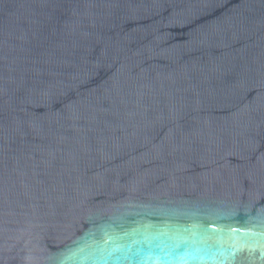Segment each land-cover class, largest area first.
Returning <instances> with one entry per match:
<instances>
[{
    "label": "water",
    "instance_id": "water-1",
    "mask_svg": "<svg viewBox=\"0 0 264 264\" xmlns=\"http://www.w3.org/2000/svg\"><path fill=\"white\" fill-rule=\"evenodd\" d=\"M0 264H264V0H0Z\"/></svg>",
    "mask_w": 264,
    "mask_h": 264
}]
</instances>
